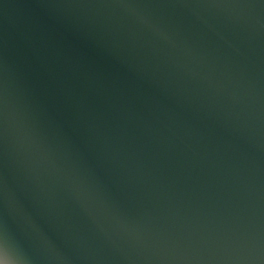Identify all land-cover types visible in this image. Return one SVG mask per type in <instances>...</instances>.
Returning a JSON list of instances; mask_svg holds the SVG:
<instances>
[{"label":"water","instance_id":"water-1","mask_svg":"<svg viewBox=\"0 0 264 264\" xmlns=\"http://www.w3.org/2000/svg\"><path fill=\"white\" fill-rule=\"evenodd\" d=\"M0 264H264V0H0Z\"/></svg>","mask_w":264,"mask_h":264}]
</instances>
